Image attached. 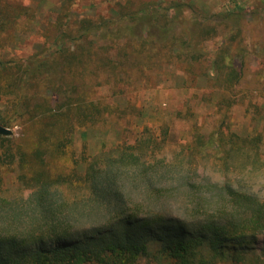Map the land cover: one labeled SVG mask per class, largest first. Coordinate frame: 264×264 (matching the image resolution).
I'll use <instances>...</instances> for the list:
<instances>
[{"label":"trees","instance_id":"trees-1","mask_svg":"<svg viewBox=\"0 0 264 264\" xmlns=\"http://www.w3.org/2000/svg\"><path fill=\"white\" fill-rule=\"evenodd\" d=\"M181 7L143 4L76 21L63 11L55 19L61 47L0 57V126L25 129L20 140L0 135V264H264V246H255L264 243V198L250 190L264 160L258 139L230 124L241 81L232 57L243 47L206 52L209 31L170 14ZM9 25L0 14V36ZM164 67L228 95L214 106L213 130L204 135L193 123L168 149L172 120L145 124L78 155L73 134L140 116V93ZM207 170L224 179L214 200L203 205L188 193L181 207L190 217H173L162 185L193 187Z\"/></svg>","mask_w":264,"mask_h":264},{"label":"rangeland","instance_id":"rangeland-1","mask_svg":"<svg viewBox=\"0 0 264 264\" xmlns=\"http://www.w3.org/2000/svg\"><path fill=\"white\" fill-rule=\"evenodd\" d=\"M177 3L182 7L172 8L170 14L179 13L180 18L189 19L188 27L196 25L209 31L203 41L206 52H214L226 45L234 49L235 46L243 47L242 54L232 57L233 66L241 73V81L237 87L236 102L229 110L230 124L237 134L258 139L257 145L264 160V0H0L2 20L10 23L5 35L0 36V40H3L0 42V57L24 59L35 52L61 47L54 43L59 36L55 19L63 11L69 13L72 21H76L86 16L114 17L117 10L132 12L143 4L166 9ZM175 29H180V26ZM235 33H238L240 43H237V39L230 41ZM152 86L141 91L137 100L141 115L134 113L127 117L125 127L110 123L105 127L73 134L72 144L77 154L98 153L103 144L110 147L123 137H134L145 124L158 129L162 122L170 123L171 120V131L176 135L167 148L174 149L175 138L186 139V130L193 123L200 125L202 133L208 135L219 118L214 107L216 102L228 97L207 87L204 78H199L195 86L190 85L186 77L172 67L162 68ZM177 112L181 113L180 118L176 116ZM183 114L188 118H183ZM9 130L10 136L17 140L25 136L23 127L15 126ZM254 176L250 190L264 198V161L256 165ZM222 182V177L207 170L200 172L196 184L192 183L193 187L179 181L164 183L162 187L166 200L172 201L169 204L173 207L170 208L173 217H190L183 212L181 205L189 204L192 194L203 205L213 201ZM9 184L8 180L7 187ZM10 188L11 197L19 194L17 186ZM188 193H191L190 197ZM255 246L258 249L264 246L261 237Z\"/></svg>","mask_w":264,"mask_h":264},{"label":"water","instance_id":"water-1","mask_svg":"<svg viewBox=\"0 0 264 264\" xmlns=\"http://www.w3.org/2000/svg\"><path fill=\"white\" fill-rule=\"evenodd\" d=\"M10 134L11 131L9 129L0 126V135L9 136Z\"/></svg>","mask_w":264,"mask_h":264}]
</instances>
